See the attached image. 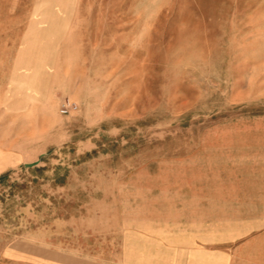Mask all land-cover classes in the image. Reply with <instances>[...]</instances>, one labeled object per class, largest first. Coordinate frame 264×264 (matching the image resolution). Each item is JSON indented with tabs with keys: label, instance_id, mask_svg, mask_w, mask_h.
Segmentation results:
<instances>
[{
	"label": "rangeland",
	"instance_id": "374dc122",
	"mask_svg": "<svg viewBox=\"0 0 264 264\" xmlns=\"http://www.w3.org/2000/svg\"><path fill=\"white\" fill-rule=\"evenodd\" d=\"M262 159L264 0H0V245L232 242Z\"/></svg>",
	"mask_w": 264,
	"mask_h": 264
},
{
	"label": "crops",
	"instance_id": "0c3cea01",
	"mask_svg": "<svg viewBox=\"0 0 264 264\" xmlns=\"http://www.w3.org/2000/svg\"><path fill=\"white\" fill-rule=\"evenodd\" d=\"M262 161L258 165L249 162L254 175L248 185L263 190L258 189L257 194L246 198L249 203L246 211L235 206L237 209L232 210L233 217L227 222V228L217 226L210 232L241 236L237 240L233 238L235 241L215 244L193 241L191 236L209 233L201 218L192 221L191 216L157 212L150 217V231L137 226L131 234L168 235L167 242L153 238L152 242L123 243L119 244L121 253L97 256L73 252L65 245L9 241L0 245V252H5L0 253V264H264V159ZM5 167L0 165V173ZM232 202L239 203L240 197L235 195ZM127 231L124 233L128 234Z\"/></svg>",
	"mask_w": 264,
	"mask_h": 264
},
{
	"label": "built area",
	"instance_id": "2783aa9c",
	"mask_svg": "<svg viewBox=\"0 0 264 264\" xmlns=\"http://www.w3.org/2000/svg\"><path fill=\"white\" fill-rule=\"evenodd\" d=\"M76 105L74 102L63 99L61 100L59 106H58V112L60 114H68L70 111H73L75 109Z\"/></svg>",
	"mask_w": 264,
	"mask_h": 264
},
{
	"label": "water",
	"instance_id": "95a60500",
	"mask_svg": "<svg viewBox=\"0 0 264 264\" xmlns=\"http://www.w3.org/2000/svg\"><path fill=\"white\" fill-rule=\"evenodd\" d=\"M31 163H27V164H25V166H28V165H30Z\"/></svg>",
	"mask_w": 264,
	"mask_h": 264
}]
</instances>
